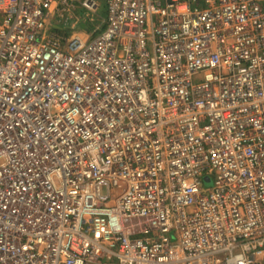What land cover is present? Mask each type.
<instances>
[{"label":"built area","instance_id":"1","mask_svg":"<svg viewBox=\"0 0 264 264\" xmlns=\"http://www.w3.org/2000/svg\"><path fill=\"white\" fill-rule=\"evenodd\" d=\"M0 264H264V0H0Z\"/></svg>","mask_w":264,"mask_h":264},{"label":"rangeland","instance_id":"2","mask_svg":"<svg viewBox=\"0 0 264 264\" xmlns=\"http://www.w3.org/2000/svg\"><path fill=\"white\" fill-rule=\"evenodd\" d=\"M103 5H104V3H103ZM81 13H82V15H83V16H85V14H84V12H83V11H82ZM100 13H101V12H100ZM85 17H86V16H85ZM86 19H87V23H88L87 25H91V26H93V25H94V23H93V22H92V23H89V18H88V17H86Z\"/></svg>","mask_w":264,"mask_h":264},{"label":"trees","instance_id":"3","mask_svg":"<svg viewBox=\"0 0 264 264\" xmlns=\"http://www.w3.org/2000/svg\"><path fill=\"white\" fill-rule=\"evenodd\" d=\"M87 24H88V23L86 22V24H85V25H83V27H86V28H87ZM89 26H90V25H89Z\"/></svg>","mask_w":264,"mask_h":264}]
</instances>
